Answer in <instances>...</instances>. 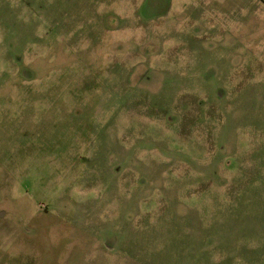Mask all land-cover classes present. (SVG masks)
<instances>
[{"label": "rangeland", "instance_id": "374dc122", "mask_svg": "<svg viewBox=\"0 0 264 264\" xmlns=\"http://www.w3.org/2000/svg\"><path fill=\"white\" fill-rule=\"evenodd\" d=\"M263 131L264 0H0V264H264Z\"/></svg>", "mask_w": 264, "mask_h": 264}, {"label": "crops", "instance_id": "0c3cea01", "mask_svg": "<svg viewBox=\"0 0 264 264\" xmlns=\"http://www.w3.org/2000/svg\"><path fill=\"white\" fill-rule=\"evenodd\" d=\"M264 132V131H263ZM264 148V143L260 142L256 145L255 151H250V155L247 154L246 156H242V153L240 155H237L234 151L233 155V164L229 165V182L233 184V186L236 188V184L240 183V180H246L250 178L249 176L255 177L256 179H260L262 182H264V155L261 154V149ZM249 151H247L248 153ZM253 153L259 154L262 157H260L259 163H260V171L256 170L254 168V163L257 162L256 160H252ZM246 154V152H245ZM250 157V158H249ZM255 169V172H253ZM248 170L251 171V173H248ZM238 185V184H237Z\"/></svg>", "mask_w": 264, "mask_h": 264}]
</instances>
